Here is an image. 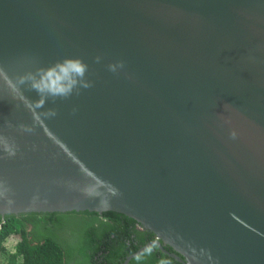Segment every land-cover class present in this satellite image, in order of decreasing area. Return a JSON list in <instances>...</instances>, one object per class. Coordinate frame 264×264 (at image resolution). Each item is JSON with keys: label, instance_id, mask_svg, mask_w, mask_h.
I'll use <instances>...</instances> for the list:
<instances>
[{"label": "water", "instance_id": "obj_1", "mask_svg": "<svg viewBox=\"0 0 264 264\" xmlns=\"http://www.w3.org/2000/svg\"><path fill=\"white\" fill-rule=\"evenodd\" d=\"M70 211L264 264V0H0V215Z\"/></svg>", "mask_w": 264, "mask_h": 264}, {"label": "trees", "instance_id": "obj_2", "mask_svg": "<svg viewBox=\"0 0 264 264\" xmlns=\"http://www.w3.org/2000/svg\"><path fill=\"white\" fill-rule=\"evenodd\" d=\"M137 226L134 219L114 211L0 215V264H122L154 238ZM127 264L181 263L151 245Z\"/></svg>", "mask_w": 264, "mask_h": 264}, {"label": "clouds", "instance_id": "obj_3", "mask_svg": "<svg viewBox=\"0 0 264 264\" xmlns=\"http://www.w3.org/2000/svg\"><path fill=\"white\" fill-rule=\"evenodd\" d=\"M76 63H77L76 71L82 75L84 71V67L82 65H79L78 62ZM74 83L75 81H73L72 83H69L67 86H62L57 89H49L48 91L52 95L65 96V95H68L72 91V86ZM34 86L41 91L44 90V89H41V86L39 84H36Z\"/></svg>", "mask_w": 264, "mask_h": 264}, {"label": "flooded vegetation", "instance_id": "obj_4", "mask_svg": "<svg viewBox=\"0 0 264 264\" xmlns=\"http://www.w3.org/2000/svg\"><path fill=\"white\" fill-rule=\"evenodd\" d=\"M137 224H138V223H137ZM137 227H138V228H141L140 226H137ZM27 230H28V231H31V230H32V226L29 225L28 228H27ZM28 238H29V239H32V238H33V235H32V234L29 235ZM153 239H154V238H153ZM164 246H166V245H164ZM0 250H1V249H0Z\"/></svg>", "mask_w": 264, "mask_h": 264}]
</instances>
